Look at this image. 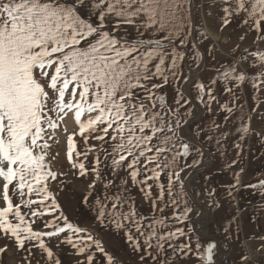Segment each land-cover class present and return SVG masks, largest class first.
I'll list each match as a JSON object with an SVG mask.
<instances>
[{"label": "snow or ice", "instance_id": "6c2138e0", "mask_svg": "<svg viewBox=\"0 0 264 264\" xmlns=\"http://www.w3.org/2000/svg\"><path fill=\"white\" fill-rule=\"evenodd\" d=\"M217 6L221 31L240 18L264 40V0H219ZM193 7L194 0H0V238L15 246L21 264L34 259L37 264H61L46 237L55 238L57 248L64 244L75 249L82 257L77 264H102L96 252L106 258L104 264H121L88 229L68 220L51 190V182L60 185L59 191L66 187L60 178L67 174L53 168L58 153L51 151L50 141L69 114L77 130L66 138V159L73 175L89 181L81 203L95 212L99 224L123 233L131 251L140 253V264L149 259L152 264H176L193 256L196 264H219V242L210 232L204 234L202 219L192 221L187 178L182 176L186 168L198 170L204 156L182 135L187 118L194 117L189 89L209 107L219 103L214 94L218 83L231 94V106L224 103L221 110L228 114L225 122L240 112L234 144L239 156L241 142L251 134L264 142V134L251 129L252 117L244 105L237 104L246 81L257 92L264 86V52L251 51L253 60L241 56L216 69L208 84L189 75L193 65L202 66L200 44L207 39L201 31L200 42H190ZM241 62L259 71L250 73ZM169 85L176 93L172 103L160 91ZM230 135L221 133L223 140ZM77 136L83 150H77ZM92 140L101 142L103 159L97 156L89 167L88 156L97 147ZM240 172L234 173L230 196L240 186ZM129 180L150 201L151 215L137 211ZM98 183L102 193L95 191ZM258 183L264 187V180ZM37 223L42 227L35 228ZM181 237L184 242L177 243ZM258 239L264 241V235ZM8 251V244L0 247V257ZM239 264H249L247 254Z\"/></svg>", "mask_w": 264, "mask_h": 264}, {"label": "rangeland", "instance_id": "374dc122", "mask_svg": "<svg viewBox=\"0 0 264 264\" xmlns=\"http://www.w3.org/2000/svg\"><path fill=\"white\" fill-rule=\"evenodd\" d=\"M194 3L196 4H194L192 12L194 15L193 20L195 23V33L198 32L199 34V32L202 31L206 35V31H204L205 27L207 31L211 33V35L216 39V41H213L209 38V36L206 35L208 39L203 41V43L201 44L208 57V65L206 66L207 72L199 75L196 79H198L199 81H203L205 84H208L209 81L216 75V69H219L222 66H227V64L224 63V60L228 58H226L225 56H230L229 58L231 59L228 60L233 61H239L240 57L244 56L246 57L247 61H251L254 58L249 55V52H264V40H258L254 31H249L243 24H241L240 18L233 19L232 22L227 27H224L223 31H221V22L219 17L222 13L220 11V8L217 6L219 4V0H194ZM196 15L198 16L199 20L195 18ZM243 15L244 14L241 13V16ZM201 20L203 21V23ZM245 33H247L246 38L241 41L240 37L242 35H245ZM209 46H211L212 49L211 53H209L208 51ZM219 50L224 55H222ZM196 63L199 64L200 61L197 60ZM240 66L248 69V71L253 74L259 71L258 68L249 69L247 62H241ZM192 67L193 71L197 69L195 65H193ZM241 89L243 91L242 95H244L243 98L245 100L243 111L250 114L252 117L250 121L251 129L264 134V86H261L259 91L257 92L252 87L251 82L246 81L241 86ZM241 89L238 90V94L240 93ZM220 90H223V88L219 83L214 88V94L217 95L218 91ZM162 93L166 96L168 103H172L176 95L174 87L169 85V87L166 88ZM191 96L195 98V93H193V91H191ZM197 100L199 101L198 98ZM198 103H200V101ZM240 103L243 104L242 99L237 101V104ZM201 104L203 105V103H200V105ZM203 107V110H208L209 112H207L212 115L216 112V109L212 103L210 107L208 106V109L205 108L204 105ZM253 108H256L255 112L252 111ZM196 114H198V112H196ZM237 115L238 111L236 112L235 116ZM235 116L232 117V120ZM63 123L64 121L60 122V127L53 131L52 135L54 136V141H50V143L52 144L51 151L53 153H58L56 160L53 162V168L67 174L66 176L60 178L65 181L66 187H64L65 190L59 191L58 188L60 187V185H58L57 182H51L50 187L51 190L57 194L58 202L60 203L62 208L65 209V212L68 214L69 218H72L73 222L79 226V223H83V221L90 220L92 218L89 211L82 209L80 206V200H82V196L85 193V188L88 182L85 178H77L75 175H73V172L70 169V165L66 159V138L75 130L66 132ZM237 123L238 122H236V127ZM196 124L198 125L194 124V126H196V130L194 132L195 134H197L198 126L201 125H204L205 128L209 127L210 130L212 129V127L207 124L206 120L199 121V123ZM184 130H187V128ZM74 139H76L77 141V150H83V141L78 136ZM217 140H221L222 146L217 144ZM238 140L239 134H237L236 132H234L233 136L227 140L217 139L215 137L214 141L216 143V147L213 151V162L212 165L209 166H211L213 172L219 178V181H222L223 178L224 180L234 179V173L240 172L243 164H245V173H240V177H244V187L242 188L238 196V204L241 208V211L239 212V216L237 217V219L241 222V229L237 228V231H235L231 228L230 216H233V214H235V204L232 207L231 203H228L227 200L222 198L223 191H220L219 188L216 189L214 187L215 180L212 179L211 176L206 175L210 174L209 169L200 172L189 182V191L191 193L190 195H192L193 199L197 201V203L204 206L205 208H202L200 205L194 207V205L187 198L186 199L189 206H191L192 208L191 219L193 222L201 220L204 217L203 214L209 216L208 220L204 222L205 235L210 232L214 237H221L217 235L219 226L216 225V227L214 228L215 223L213 221L210 220L207 227L205 225L209 221V219L212 218L213 213L216 212L218 214L216 215L217 219L221 217L220 222H223L224 226L226 225V227H224V234H226L231 240H233V245L236 243V236H239V238L240 236H243L245 238L243 241L240 239V245L245 252H248V257H252V260H250L251 258L249 257V264H264V250H261V246L262 244H264V241L258 239V237L264 235V187H261L258 183L259 181L264 180V142H261L254 133L250 135L249 142H241L243 148L246 149V154L248 153V151L250 152V161L248 163V157L247 155L246 157L243 156V151L239 156H237V149L234 147V144L238 142ZM90 143L96 145V148H100V141L92 140L90 141ZM221 152H223L224 154L221 155ZM91 154L93 153L90 152L89 156H91ZM89 156L86 164L87 166L91 167L93 159ZM191 159L192 157L190 156L188 158V161L190 162ZM233 160H236L237 163L229 168L228 165L232 164ZM206 163L207 158L204 155L203 164L198 169L205 167ZM193 170V168H186L182 173V176L185 177ZM125 175L126 174L124 172L119 173V176L121 177ZM161 182H166L164 176L161 177ZM116 183L119 184V179L116 180ZM252 185H256V187H252ZM129 187H132L130 180ZM213 190L214 195L210 197L209 193L213 192ZM112 191L114 192L116 191V189H113ZM153 194H156L155 188H153ZM131 195L135 200V205L139 213L145 216H149L152 214L150 201L144 198L143 193H141L138 188L132 187ZM61 196L62 200L60 201ZM69 197H72L73 201L71 203H66ZM219 200L221 201L219 202ZM213 201H217L219 203V206H215ZM232 209H234L233 212ZM78 212L81 213V217H75L74 214ZM165 214L170 215V210H165ZM49 218L50 217H46L45 219ZM202 220H206V218ZM180 226L181 225H175V227ZM34 227L40 228L42 227V225L40 223H37ZM90 227L94 228L93 226ZM225 229H228V231L226 232ZM92 231L93 230L91 229L89 230V232L91 233ZM100 233L101 236L99 235V237L102 241L104 249H108L109 252L114 256V258L120 261L121 264H140V253H133L131 251V249L125 243V239L122 233H120L118 236V233H116L115 231H109L102 228L100 230ZM64 235L66 234H61V237H63ZM194 236L195 234H193V241ZM250 236L254 238L249 239ZM45 240L47 243H49V247L51 248V250H53L55 257L61 261V264H72L70 260L77 263L78 260L82 259L81 256L75 254V249H72L71 246L60 244V246L57 248L56 245L58 241L55 238L49 239L46 237ZM0 241H6L5 244H8L9 246V251L2 257H0V264H21V254L17 253L15 246L6 239L1 240L0 238ZM236 245L237 244L233 246V251L230 256L221 264H239L240 250H237ZM0 247L2 246L0 245ZM220 250L222 252L221 246ZM227 250L229 249L227 248ZM34 251L36 253V257L39 258V251ZM93 251H95L94 248ZM218 253L216 255L217 257ZM96 258L101 260L102 264H104L105 258L102 253H96ZM195 263L196 260L194 256L192 259L181 257L176 261V264ZM33 264H37L36 259L33 260ZM40 264H44V261H40ZM144 264H152V262L149 259L144 261Z\"/></svg>", "mask_w": 264, "mask_h": 264}, {"label": "trees", "instance_id": "16d2710c", "mask_svg": "<svg viewBox=\"0 0 264 264\" xmlns=\"http://www.w3.org/2000/svg\"><path fill=\"white\" fill-rule=\"evenodd\" d=\"M129 31H130L133 35L135 34V33H134V29L131 28V26L129 27ZM205 40H206V39H205ZM205 40H204V41H205ZM199 130H200V129H199ZM199 140H200V142H201V144H202L203 146H205V147L208 148L211 152H213V149L215 148V142H214L213 139H209V137H206V136H204V134H201V138H199ZM209 173H210V174H206V175H207V176H211V178L215 180V183H214V187H215V188H219V187H220V188H226V189L228 190L225 199H226V200H229V201L231 202V204L233 205V197H232V195H231V196L229 195V186L232 185V184L235 182L234 179H232V180H230V181H226V180H224V178H223L222 181H219V178H218L217 175L213 172V170H212L211 167L209 168ZM220 188H219V189H220ZM230 202H228V203H230ZM233 210H234V209H232V212H233ZM216 215H218V214L215 212V213L213 214V219H212V221L215 223V224H214L215 227H216V225L219 226V229H218V231H217V235L221 236V237L224 238L226 241L230 242L231 239H230L226 234H224V227H226V226L223 225V222H222V223L220 222L221 217H220L219 219H217V216H216ZM218 220H219V221H218ZM220 224H221V225H220ZM230 226H231V228H232L233 230H235V229L237 228L235 214H233V216H232V215L230 216ZM221 228H222V229H221ZM220 229H221V231H220ZM235 244H237V245H236L237 250H240V252H239V258H240V256H241V255H244L245 253H244L243 249L241 248V245H240V239H238L237 236H236V243H235Z\"/></svg>", "mask_w": 264, "mask_h": 264}, {"label": "water", "instance_id": "95a60500", "mask_svg": "<svg viewBox=\"0 0 264 264\" xmlns=\"http://www.w3.org/2000/svg\"><path fill=\"white\" fill-rule=\"evenodd\" d=\"M186 98H188L187 96H186ZM195 120H189V123L186 125V126H188V125H190L192 122H194ZM195 144H196V146L197 147H199V148H201L202 149V151L207 155V157H208V161L210 162V160H211V157H210V154H209V152L205 149V148H203L201 145H199L193 138H190ZM202 170H200V169H198V170H193L192 172H190V173H192V175L191 176H187L186 178H187V181H186V192H187V198L195 205V206H198L193 200H192V198H191V195L189 194V192H188V189H187V184H188V182H189V180L190 179H192L195 175H197L199 172H201ZM215 239H216V241H218V242H220L222 239L221 238H219V237H215ZM218 262L220 261V260H217Z\"/></svg>", "mask_w": 264, "mask_h": 264}, {"label": "bare ground", "instance_id": "6f19581e", "mask_svg": "<svg viewBox=\"0 0 264 264\" xmlns=\"http://www.w3.org/2000/svg\"><path fill=\"white\" fill-rule=\"evenodd\" d=\"M209 35L211 36V38H212L214 41H216V39L214 38V36L211 35V33H209ZM213 35H214V34H213ZM197 112H198L197 115H199V114L201 113L200 110H198ZM203 216H204V217H203L202 219H205V218H206V220H203V222L207 221L209 216H207V215H205V214H203ZM220 246H221V248H222V251H224V253H227V251H228V250H227V246L224 244V242H221V243H220ZM249 257L252 259L251 256H249Z\"/></svg>", "mask_w": 264, "mask_h": 264}]
</instances>
